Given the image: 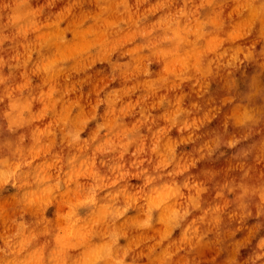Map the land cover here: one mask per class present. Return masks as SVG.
<instances>
[{"label": "clouds", "instance_id": "1", "mask_svg": "<svg viewBox=\"0 0 264 264\" xmlns=\"http://www.w3.org/2000/svg\"><path fill=\"white\" fill-rule=\"evenodd\" d=\"M0 264H264V0H0Z\"/></svg>", "mask_w": 264, "mask_h": 264}]
</instances>
